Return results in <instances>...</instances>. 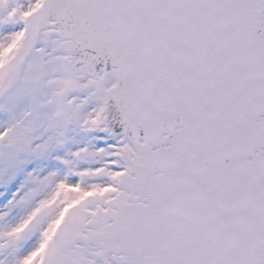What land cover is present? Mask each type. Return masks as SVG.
I'll return each instance as SVG.
<instances>
[{
	"label": "snow or ice",
	"instance_id": "6c2138e0",
	"mask_svg": "<svg viewBox=\"0 0 264 264\" xmlns=\"http://www.w3.org/2000/svg\"><path fill=\"white\" fill-rule=\"evenodd\" d=\"M0 264H264V0H0Z\"/></svg>",
	"mask_w": 264,
	"mask_h": 264
}]
</instances>
